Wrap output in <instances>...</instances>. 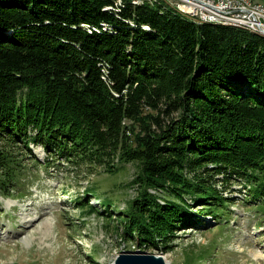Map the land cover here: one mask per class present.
Returning a JSON list of instances; mask_svg holds the SVG:
<instances>
[{"label":"trees","instance_id":"trees-1","mask_svg":"<svg viewBox=\"0 0 264 264\" xmlns=\"http://www.w3.org/2000/svg\"><path fill=\"white\" fill-rule=\"evenodd\" d=\"M55 158L136 163L125 206L94 185L74 203L137 250L174 247L195 217L222 221L234 196L219 181L240 179L264 211V37L166 0H0V195Z\"/></svg>","mask_w":264,"mask_h":264},{"label":"rangeland","instance_id":"rangeland-1","mask_svg":"<svg viewBox=\"0 0 264 264\" xmlns=\"http://www.w3.org/2000/svg\"><path fill=\"white\" fill-rule=\"evenodd\" d=\"M166 1L195 16L197 21L207 20L201 18L206 14L209 21L220 23L216 21L217 16H210L214 13L211 10L221 9L231 0H205L207 4L199 10L195 7L201 5L191 0ZM239 1L257 8L264 2ZM31 148V154L46 159L47 152L41 144L32 143ZM137 169L135 162H128L115 171L86 172L59 158L47 168L45 165L28 167L17 191L11 196L0 195V264H112L121 251L137 249L115 234L112 230L115 223H104L102 216L74 203L77 192L94 185L116 204L125 206L136 194L132 180ZM218 187L234 196L229 207L231 213H225L222 221L210 214H200L195 217L199 218L196 226L177 230L174 247L146 250L163 254L170 264H186L187 251L193 252V257L207 254L202 262L194 264H264V211L257 209L255 202L244 201L246 192L240 179L219 181ZM80 211L86 212L84 219ZM93 250L98 259H94ZM193 259L189 258L191 262Z\"/></svg>","mask_w":264,"mask_h":264},{"label":"built area","instance_id":"built-area-1","mask_svg":"<svg viewBox=\"0 0 264 264\" xmlns=\"http://www.w3.org/2000/svg\"><path fill=\"white\" fill-rule=\"evenodd\" d=\"M196 9H201V6L196 7ZM211 11L214 12L210 14L212 17H230V19H236L241 22L253 23L255 26L264 27V2H260V8H257L256 6L248 4L247 2L245 4L239 0H231L230 3L225 4L223 8H218ZM192 14H194V11ZM205 15L206 14L203 16ZM203 16H201V18Z\"/></svg>","mask_w":264,"mask_h":264},{"label":"water","instance_id":"water-1","mask_svg":"<svg viewBox=\"0 0 264 264\" xmlns=\"http://www.w3.org/2000/svg\"><path fill=\"white\" fill-rule=\"evenodd\" d=\"M191 1H193L194 4H201V9L203 8L202 5L207 4L205 0ZM112 264H170V262L163 254L160 253L150 252L147 250H124L116 256Z\"/></svg>","mask_w":264,"mask_h":264},{"label":"bare ground","instance_id":"bare-ground-1","mask_svg":"<svg viewBox=\"0 0 264 264\" xmlns=\"http://www.w3.org/2000/svg\"><path fill=\"white\" fill-rule=\"evenodd\" d=\"M181 10H183V9H181ZM202 18L207 19V20H201V21H209V19L207 17H202ZM217 18H219V19L218 20L215 19V20L218 21V22H220V23H223V24H231V25L239 26V27L248 29V30H250L252 32H258V33H261V34L264 35V27L255 26V25H253V23L241 22V21H238L236 19H230V17H217Z\"/></svg>","mask_w":264,"mask_h":264}]
</instances>
